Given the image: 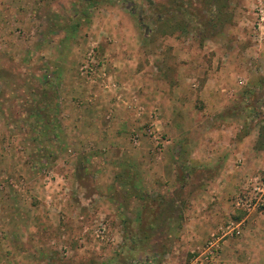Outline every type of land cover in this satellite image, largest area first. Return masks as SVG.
Masks as SVG:
<instances>
[{"label": "rangeland", "instance_id": "1", "mask_svg": "<svg viewBox=\"0 0 264 264\" xmlns=\"http://www.w3.org/2000/svg\"><path fill=\"white\" fill-rule=\"evenodd\" d=\"M177 1L0 0V264H192L219 227L247 218L234 199L245 177L264 178V0ZM152 122L169 145L150 141ZM227 166L240 175L233 214L180 260V209Z\"/></svg>", "mask_w": 264, "mask_h": 264}, {"label": "crops", "instance_id": "2", "mask_svg": "<svg viewBox=\"0 0 264 264\" xmlns=\"http://www.w3.org/2000/svg\"><path fill=\"white\" fill-rule=\"evenodd\" d=\"M179 45L176 47L177 54L179 53ZM178 58H176V63L178 65H182L180 62V56L177 55ZM183 59V58H182ZM193 66H195L196 61L198 59L192 60ZM180 62V63H179ZM199 66L202 67V64L207 66L208 64L201 59H199ZM184 63V62H183ZM177 65V66H178ZM184 65V64H183ZM180 67V66H179ZM211 78V76H208ZM215 80V79H214ZM115 91V90H114ZM215 95V94H214ZM216 97H218L216 95ZM99 136V135H97ZM114 139V138H113ZM210 139L207 137V139L204 140L203 148L206 147L205 154L206 156H213V151L214 148L210 147ZM121 138L116 137L114 141L112 140V144H121ZM253 139H250V141ZM104 141V139L98 140V142ZM109 141V140H108ZM193 141L195 143V140H186L185 142ZM222 144L221 146L216 144V149L220 148L221 152H224V157L227 155L228 150V144L229 141L227 139L222 138ZM213 143V141H211ZM102 143V144H103ZM219 143V142H218ZM221 143V142H220ZM186 143H183L182 146L184 147ZM209 145V146H208ZM233 144H231L232 146ZM219 149V150H220ZM212 153V154H211ZM192 157V154H191ZM205 155L201 154L196 157L194 161V165L198 166L201 170H209L205 167L203 161V158ZM187 158V157H186ZM94 158H88V161H92ZM248 160V159H246ZM187 161V160H186ZM185 161V162H186ZM224 161V159L222 160ZM210 163V160H209ZM82 162L80 163L81 168L84 167L82 166ZM187 164H192L191 161L189 160ZM209 166V165H208ZM229 166V165H228ZM228 166L225 167L224 171L219 173L216 178H212L213 180L209 181L208 186H203V187H194L192 192H190V200L186 203L185 206L181 207V213L180 217L177 218V223L180 227L186 228V231L184 235H182V242H185L188 247V251H184V247H181L180 249V260H183L185 258H189L190 254L189 252L191 250H194L197 246L201 245L205 240V236H207L210 231L214 228V226L220 225L223 221L230 219L232 214H233V209L230 206L229 203V196L232 195L233 187L236 186V180L240 176L238 171L232 172V170L228 169ZM210 167V166H209ZM66 169V172L71 173L73 170L71 168H64ZM206 172V171H205ZM209 175V172L207 173ZM210 177V176H209ZM220 178V179H219ZM219 180H223V184L221 186L217 187H211L213 183L218 182ZM211 185V186H210ZM189 194V193H187ZM72 208V207H71ZM70 207L67 206L66 209H63L65 212L69 210ZM50 218L53 216L48 215ZM119 216V215H118ZM147 219L146 224L149 225H155L158 220L151 219L150 215L146 216ZM121 218V217H120ZM249 216L246 218L248 219ZM122 220V219H120ZM142 220V219H141ZM161 220V219H159ZM117 222V221H116ZM136 215L134 218V224L136 223ZM159 224H168L169 219H165L164 221H159ZM60 223V222H59ZM122 224L121 222H117V224ZM41 227H43V223H41ZM52 223L49 222V225L51 226ZM56 223L53 225L55 226ZM140 235H135L133 240H138V237ZM262 252H264V218L261 217H256L255 220L248 221L245 225L243 235L241 236L240 239H231L227 240L225 244L222 246L221 252L218 254L215 263L214 264H231V257L234 255H243L246 254L248 255L249 253L253 252L256 255H262ZM192 252V251H191ZM195 257V256H194Z\"/></svg>", "mask_w": 264, "mask_h": 264}, {"label": "built area", "instance_id": "3", "mask_svg": "<svg viewBox=\"0 0 264 264\" xmlns=\"http://www.w3.org/2000/svg\"><path fill=\"white\" fill-rule=\"evenodd\" d=\"M261 28H264V7L259 5L257 7V23L254 32L256 36H258L256 37L258 43L264 41V38L262 37L263 35L260 33ZM145 132L155 147L163 148L165 145L170 144V139L168 137L162 136L156 131L153 122L150 126L146 127ZM138 138L139 135L135 133L132 137L134 144H137ZM234 206L236 209L246 212L247 217L252 213L263 215L264 178L259 175L245 177L238 193L235 196ZM245 220L246 219L239 223L229 221L227 224L219 227L217 231L210 235L204 246L199 249L192 264H213L218 254V250L220 249L221 243L227 237L238 236L240 234V228ZM104 233L105 227L101 226V228H99V237L101 239H103Z\"/></svg>", "mask_w": 264, "mask_h": 264}, {"label": "trees", "instance_id": "4", "mask_svg": "<svg viewBox=\"0 0 264 264\" xmlns=\"http://www.w3.org/2000/svg\"><path fill=\"white\" fill-rule=\"evenodd\" d=\"M176 2H179V1L176 0ZM187 18H189L188 15H187ZM259 138H260V139H261V138H264V128H262L261 133H259ZM167 210L171 211V207L169 206V207L167 208ZM166 219H169V218H166ZM166 224H167V223H166ZM150 226H153V225L149 224V225H147V228L150 227ZM144 229H146V228H144ZM144 229H143V231H146V230H144ZM147 232H148V231H147ZM142 233H143V232H142Z\"/></svg>", "mask_w": 264, "mask_h": 264}]
</instances>
